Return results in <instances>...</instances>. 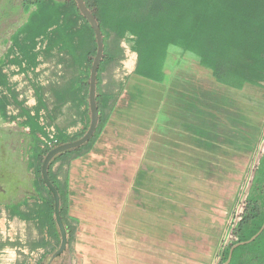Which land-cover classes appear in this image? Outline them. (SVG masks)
I'll list each match as a JSON object with an SVG mask.
<instances>
[{"label":"crops","instance_id":"crops-1","mask_svg":"<svg viewBox=\"0 0 264 264\" xmlns=\"http://www.w3.org/2000/svg\"><path fill=\"white\" fill-rule=\"evenodd\" d=\"M190 56L169 52L160 81L135 73V53L124 60L128 78L104 128L70 161L67 217L76 229L52 264L224 263L231 205L223 192L246 178L245 166L231 169L239 158L231 147L247 151L246 92L217 83ZM24 167L0 200V264H46L56 249L52 226L47 247H36L37 226L9 215L8 200L35 197Z\"/></svg>","mask_w":264,"mask_h":264},{"label":"trees","instance_id":"trees-1","mask_svg":"<svg viewBox=\"0 0 264 264\" xmlns=\"http://www.w3.org/2000/svg\"><path fill=\"white\" fill-rule=\"evenodd\" d=\"M84 1L104 38L97 75L99 124L88 143L60 154L49 166L61 196L69 245L76 229L75 221L67 217L69 164L91 150L104 128L128 78L122 67L129 53L137 55V75L160 81L169 52L176 47L182 57L191 55L217 83L264 97V0ZM23 5L25 18L0 56V123H17L23 129L21 155L33 176L35 197L17 204L8 200L7 209L11 217L37 226L41 238L36 247H47L43 239L52 226L51 233L57 232L52 252L60 235L41 164L52 147L78 139L88 129V82L97 42L76 0L24 1ZM263 225L264 152L223 262L233 245L248 241ZM260 242L264 244V228L255 240L234 248L230 264H264Z\"/></svg>","mask_w":264,"mask_h":264},{"label":"rangeland","instance_id":"rangeland-1","mask_svg":"<svg viewBox=\"0 0 264 264\" xmlns=\"http://www.w3.org/2000/svg\"><path fill=\"white\" fill-rule=\"evenodd\" d=\"M24 1L39 0H0V56L6 53L8 44L10 43V36L16 31L25 18ZM180 51L181 49L179 48H171L170 53L172 57H174L173 60L178 58ZM192 60H194L193 57ZM246 100L245 118L244 120L240 118V130L244 132L247 151L243 152L231 147V155L239 157L235 158V161H231L232 163L235 162V165H232L231 169L239 170L245 166L246 178L243 183H239L237 178H232L233 181H230L229 186L226 187V190L223 192L224 201H229V206L231 205V211L228 216L229 230L225 235L228 244L234 238L232 233L233 228L240 219L244 209L247 188L253 175L252 172L254 173V162L258 159L259 155L264 152V97L246 92ZM215 110L220 109L216 107ZM233 111L236 112L237 110L230 107V113H233ZM239 112H242L241 109ZM232 123L234 125V122L231 120V124ZM233 125H231V127H233ZM231 139L233 138L231 137ZM22 140L21 128L17 123H0V200H7V195L13 194V191L16 190L15 184L12 181L16 175H19L25 163L21 155ZM231 144H233V142H231ZM234 175L238 177L237 174ZM21 186L27 189L25 183H22ZM238 186L240 189H238ZM237 193L238 196L236 197ZM232 201L234 202L233 204ZM262 228H264V225ZM243 244L244 243L239 244L238 246ZM262 245L264 246L263 242H260L259 246ZM230 253L231 249L229 256ZM224 257L225 253L223 255V261ZM228 264H230V262Z\"/></svg>","mask_w":264,"mask_h":264},{"label":"water","instance_id":"water-1","mask_svg":"<svg viewBox=\"0 0 264 264\" xmlns=\"http://www.w3.org/2000/svg\"><path fill=\"white\" fill-rule=\"evenodd\" d=\"M77 5L79 10L81 11L82 15L88 20V22L91 24L94 32H95V37H96V42H97V52L96 55L93 58L92 66L90 69V77H89V89H88V103H89V110H90V122L88 129L86 132L83 134L78 139H75L73 141H68L64 143H60L58 145H55L52 147L47 154L44 156L42 164H41V176L42 180L45 184V186L49 189L51 192L53 199H54V219L56 222V226L59 230L60 234V244L59 246L55 249V251L51 254L50 259L47 261L46 264H52L53 261L62 256L64 252L67 250L68 245H69V233L67 230V226L65 225V222L63 220V217L61 215V196L60 193L57 189V187L54 185L52 182L50 175H49V166L50 163L54 158L59 156L60 154L70 151L73 149H77L88 143L93 136L95 135V132L97 130L98 124H99V119H100V113H99V107L97 103V75L100 67V63L104 57V38L103 34L99 25V22L93 12L87 7L86 3L84 0H76ZM260 158L258 159L255 167H254V173L252 175L251 181L249 183V186L247 188V192L249 191V188L252 184V180L255 174V170L257 168L258 162ZM246 192V194H247ZM263 228L255 234L251 239L248 241L240 242L231 247V253L229 258L227 259L226 262L223 264H228L231 260L232 257V251L236 246L242 243H249L262 232Z\"/></svg>","mask_w":264,"mask_h":264}]
</instances>
